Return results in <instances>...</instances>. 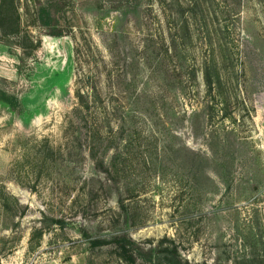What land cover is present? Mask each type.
Returning <instances> with one entry per match:
<instances>
[{
	"label": "rangeland",
	"instance_id": "obj_1",
	"mask_svg": "<svg viewBox=\"0 0 264 264\" xmlns=\"http://www.w3.org/2000/svg\"><path fill=\"white\" fill-rule=\"evenodd\" d=\"M131 242L264 264V0H0V264Z\"/></svg>",
	"mask_w": 264,
	"mask_h": 264
},
{
	"label": "trees",
	"instance_id": "obj_2",
	"mask_svg": "<svg viewBox=\"0 0 264 264\" xmlns=\"http://www.w3.org/2000/svg\"><path fill=\"white\" fill-rule=\"evenodd\" d=\"M127 241V240H126ZM128 246H130L129 250H127V253L130 255V258L133 262L141 261L142 264H156L158 262L164 261V249L160 247V249L153 251H146L142 249H138L135 247V244L133 242L128 243ZM123 249H126V243L122 247ZM175 264H189V263H183L180 259L175 261Z\"/></svg>",
	"mask_w": 264,
	"mask_h": 264
}]
</instances>
